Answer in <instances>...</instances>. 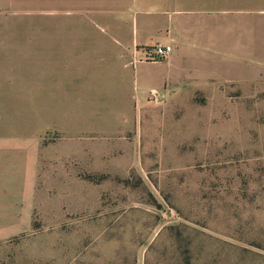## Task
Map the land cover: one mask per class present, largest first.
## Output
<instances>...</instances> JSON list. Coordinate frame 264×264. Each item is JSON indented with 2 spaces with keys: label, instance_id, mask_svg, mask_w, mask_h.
Listing matches in <instances>:
<instances>
[{
  "label": "rangeland",
  "instance_id": "rangeland-1",
  "mask_svg": "<svg viewBox=\"0 0 264 264\" xmlns=\"http://www.w3.org/2000/svg\"><path fill=\"white\" fill-rule=\"evenodd\" d=\"M219 1L221 44L190 85L141 102L94 92L84 106L68 99L84 82L71 59L88 53L72 34L119 19L133 33L122 2L0 0V141L84 146L40 167L30 214L25 176L4 163L18 152L0 149V264H143L181 222L235 243L238 225L264 230V0Z\"/></svg>",
  "mask_w": 264,
  "mask_h": 264
},
{
  "label": "crops",
  "instance_id": "crops-1",
  "mask_svg": "<svg viewBox=\"0 0 264 264\" xmlns=\"http://www.w3.org/2000/svg\"><path fill=\"white\" fill-rule=\"evenodd\" d=\"M119 1L123 14L126 13L131 21L133 33L122 30L123 21L119 19L115 21L116 30L111 33L72 34L77 43L88 47L87 54L71 59V67L76 74L81 73L84 80L82 85L75 80L70 88L68 99L75 104L80 101L86 106L83 101L91 98L94 92L101 98L110 96L124 102L131 98L141 102L152 91L170 95L171 87L190 85L187 82L196 77L197 63L205 62L207 55L216 56L221 44L219 0L217 3L213 0L209 8L205 0ZM156 44L172 46L173 52L163 62H135L143 48ZM92 78L97 79L96 87L89 84ZM62 99L61 96L59 101ZM4 139L6 141H0L1 150L18 152L16 156H7L4 162L8 165V173L25 176V214L31 212L28 201L38 182L40 167L44 170L45 165L66 161L73 152L84 149L80 142L52 149V145L43 146L41 137Z\"/></svg>",
  "mask_w": 264,
  "mask_h": 264
},
{
  "label": "trees",
  "instance_id": "trees-1",
  "mask_svg": "<svg viewBox=\"0 0 264 264\" xmlns=\"http://www.w3.org/2000/svg\"><path fill=\"white\" fill-rule=\"evenodd\" d=\"M202 225L206 224L198 227L181 222L163 227L147 246L143 264H264V230L246 238L248 226L238 225V235H226L239 241L235 243ZM136 260L133 254H126L124 264H136Z\"/></svg>",
  "mask_w": 264,
  "mask_h": 264
},
{
  "label": "built area",
  "instance_id": "built-area-1",
  "mask_svg": "<svg viewBox=\"0 0 264 264\" xmlns=\"http://www.w3.org/2000/svg\"><path fill=\"white\" fill-rule=\"evenodd\" d=\"M172 52V46H164L160 44L148 46L141 50V56L137 57L135 62H163L170 56Z\"/></svg>",
  "mask_w": 264,
  "mask_h": 264
}]
</instances>
